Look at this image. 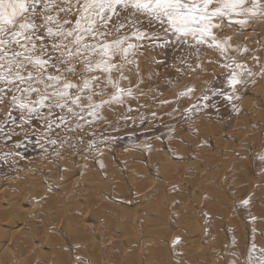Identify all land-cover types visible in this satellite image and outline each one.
<instances>
[{
    "label": "bare ground",
    "instance_id": "1",
    "mask_svg": "<svg viewBox=\"0 0 264 264\" xmlns=\"http://www.w3.org/2000/svg\"><path fill=\"white\" fill-rule=\"evenodd\" d=\"M225 33L232 37V43L244 40L247 42L244 45H247L251 40L248 33L244 37L242 34L233 36L232 32ZM205 65L200 64L192 70L187 81L183 80L185 87L200 89V85L207 82ZM247 111H241L247 115L242 117L241 114L242 119L236 128L238 130L241 126L242 129L244 123L249 125L242 134H236L246 142V148L241 147L240 141L231 142L235 137H208L212 136L208 135L211 128L205 122L197 121L192 129L203 131L207 137L177 133L181 137L180 144L175 143L174 148L179 154L177 159L172 153L165 155L160 147L152 144L151 149L145 152L146 163L126 159L131 163L125 170H119L107 154L96 163L63 158L57 164L40 167V172L32 170L0 185V264H170L173 259L180 264H194L196 252H193L203 247L202 241L205 249L221 240L218 233L224 231L219 227V219L225 215L224 205H230L229 192L234 196L238 192L237 199L252 194L257 203L264 200V188H255L252 170L257 166L256 161H250L252 158L248 152L257 143L256 137H264V94ZM251 120L254 125H250ZM229 145L234 146V152L238 151L240 157L237 155L232 159L230 156L229 160L230 154L224 156ZM211 151L216 154L211 156ZM231 153L234 154L233 151ZM192 154L205 157L206 161H197ZM224 161L226 165L222 166ZM200 192L202 195L199 197ZM138 196L141 201L132 202ZM135 202L137 206L134 209L125 206V203ZM248 209L246 213H250L251 208ZM88 214L90 220L86 217ZM198 219L203 220L205 227L194 233L193 224ZM90 222L96 223L95 226ZM232 228L234 230L233 226L230 230ZM185 231L196 235L188 237ZM177 239L179 243L174 245ZM220 243L219 246H223ZM170 245L174 254L170 253ZM205 254L201 257L206 262Z\"/></svg>",
    "mask_w": 264,
    "mask_h": 264
},
{
    "label": "snow or ice",
    "instance_id": "2",
    "mask_svg": "<svg viewBox=\"0 0 264 264\" xmlns=\"http://www.w3.org/2000/svg\"><path fill=\"white\" fill-rule=\"evenodd\" d=\"M256 18H264V0H0V162L20 156L16 150L26 145L45 159L84 146L82 137L77 144L66 133L105 120L98 115L103 105L123 108L127 98L142 95L138 61L157 48L179 44L199 53L206 45L221 58L233 52L222 64L229 72L221 88L205 89L202 98L211 92L229 103L241 99L238 86L253 74L240 62L249 49L243 42L233 47L231 36L214 30L224 27L218 21L245 26ZM126 73L136 78V92ZM232 111L240 109L233 104ZM93 149L100 151L90 140L86 150ZM256 159L264 166V152ZM250 203L251 196L240 206ZM255 247L246 264H264V256L252 259Z\"/></svg>",
    "mask_w": 264,
    "mask_h": 264
},
{
    "label": "rangeland",
    "instance_id": "3",
    "mask_svg": "<svg viewBox=\"0 0 264 264\" xmlns=\"http://www.w3.org/2000/svg\"><path fill=\"white\" fill-rule=\"evenodd\" d=\"M218 22L223 23L224 27L222 29H215L214 31H216L217 33L223 34L225 32L228 33L232 32L233 36L242 34L243 37L247 35L245 33H248L249 35L251 34V37L249 36L251 40L248 41L249 45L247 44L245 46H247V48L248 46L252 48H248L249 52H246L245 55L244 53L241 55L240 62L246 65L247 68L251 69L253 74L248 79V82L245 85H243V87L238 86V94L241 96V99L234 100L232 103H229L228 101L224 100L223 97L221 96H212L211 92L207 93L210 99L204 100L202 98L203 95H205V89L209 87L213 89H220L221 85L225 82L229 70L222 67V64L228 61L229 57L235 55L231 51H229L230 53L228 52L225 57L221 58L218 56V53L208 49L206 45L201 46L199 49V53H197L196 49H192L176 44L175 46L157 48L151 52H145L144 56L138 61L139 77L141 80L139 88L140 91L143 93L142 95L137 93L134 97L127 98L123 108L116 104H105L98 112L99 116L106 118L105 120L94 121L92 127H89L88 124L85 123V128L83 131H76L75 133H66L67 139H69L73 143L79 144L80 138L82 137L84 140V146H80L78 149H69L68 151H63V155L59 159L51 154L48 156L47 159H45L44 156L39 154L38 150H33L32 145H26L27 150L25 147L17 149L16 151L21 154L20 156L10 159L7 163L0 162V185L8 181H13L17 177H20L32 170L40 172L41 171L40 167L52 163L57 164L63 158H70L72 160L81 159L82 160L81 163L84 162L96 163V161L101 160L102 155L107 154L108 156H110L109 158L111 160H114L116 167L118 169L120 168L121 170L123 169L125 170L128 167V164L131 163L129 162V160L126 159L140 160L142 161V163H146L147 159L145 158L146 156L145 152L151 149L152 144L153 145L156 144V147L158 148L160 147V149L164 151L165 155L167 154L169 155L172 153L173 157L177 159L179 157V154H176L174 148H176L177 144H180L179 141L181 140L179 139L181 137H178L179 133L180 134L187 133L186 135L190 137H207V134L206 133L204 134L203 131L201 132L200 130L192 129L195 125H197L196 123L198 122H205L208 125L207 127L211 128L210 130H208L209 128H207V130L211 133L210 134L208 132L209 133L208 135H212L213 137L212 136H208V137L217 138V139L224 136L235 137L231 140V142L233 141L237 143L241 142L240 143L241 147L244 146L246 148V142H242L240 138L236 136V134H242L246 130V128L249 127V125L246 126V123H244L242 125V129L241 126L238 130L236 128L238 127L240 120L244 116L243 114L247 113L249 107L252 108L253 105L256 103L257 99H259L264 94L263 93L264 75L260 74L261 67H264V34H263L264 18H256L255 20L251 21L249 24L245 26H241L237 23H229L227 21H218ZM254 35H257V37L255 36V39L254 37L252 38V36ZM252 39L256 41L254 42L252 41ZM241 42L242 40L239 43ZM243 43L246 44L247 42H244L243 40ZM237 44L233 43V47H235ZM253 56L254 57L258 56L257 57L258 64ZM210 61H218L216 62L218 65L216 63H211ZM205 63H207L206 65L208 67L205 65ZM198 64L199 65L201 64V66L203 64L205 65L203 67L206 68L205 77L207 76L208 80L206 83L204 81L202 83L203 84L202 86L200 85V89L198 87L191 88L193 89V91L187 94L186 92L188 91L189 88L185 87L186 85L184 81L185 80L187 81L192 70ZM126 74L129 76V80L131 81L132 90L136 92V86H135L136 78L132 76L131 73H126ZM122 83H128V81H124ZM182 92L186 93V95L180 96L179 94ZM260 94L261 96H259ZM100 99L108 100L109 96L98 98L96 102L99 103ZM247 99H249L248 102ZM164 101H167L168 103H163ZM233 104L240 109L238 113H234L232 111ZM192 105H198V107L191 112L185 113L184 109L191 108ZM128 107H131L132 109L131 112H128ZM174 108L179 110L173 112ZM122 111L124 113L123 115H122ZM241 111H244L245 113L244 112L242 113ZM153 113H155V115H153ZM168 113H172V114L169 115ZM141 116L143 118L142 120L140 118ZM186 116L188 117L187 119H185ZM85 121H93V117H90L87 114H85ZM250 125H254L252 120L250 122ZM174 134L176 135V137ZM90 140L95 142L96 147H98L100 151H96L95 149L91 151L86 150V145ZM256 141H257V143H255L256 145L255 144L254 146L251 145L252 147L248 152H250L249 154L250 159L252 158L250 161L251 162L256 161L255 167L257 166L256 167L257 169L253 168L254 171L252 170V175L255 180L254 181L255 188L257 189L258 186L264 188V178L261 177V176L264 177V171H263L264 166H262L261 163L256 159V156L259 152L260 153L264 152V137L261 138L256 137ZM173 142H174V146H171L173 145ZM257 144L259 147L257 146ZM240 145L238 146V148L240 147ZM249 147H250V143H249ZM238 148H236V150H238ZM229 149L233 151L235 156L234 154L231 153ZM229 149H227L228 152L225 151L224 153V156L230 154L229 160H231L230 156L232 159L233 157L235 158L237 155H239L240 157L238 151L237 153L234 152L233 150L234 146L229 145ZM2 151H4V149L0 148V152ZM214 153L216 154V152H213L210 155L211 156L215 155ZM21 156L24 158L21 159ZM111 156L113 158H111ZM192 156L196 158L197 161L200 160L206 161L205 157L204 158H202L201 156L198 157L195 154L194 155L192 154ZM189 157H191V154H189ZM123 160H126L127 163L126 161L123 162ZM190 162H192V160H190ZM123 163H125V165H123ZM223 164L226 165V161L222 163V166ZM221 168H218V170ZM102 170L104 173L106 172V170L104 169ZM167 190L168 189L166 188L165 191ZM202 192L198 194L199 197L202 195ZM233 194H234L233 192H229L227 196L230 203V205L228 203L229 207L226 205H224L225 208L223 206L222 207L220 206L222 210L225 209V211L223 212L225 213V215L222 214L221 215L222 217L220 218L221 220L219 219L220 222L219 227H221V229L224 231L222 234L224 233L225 234L222 236L221 233H218L219 240L220 238L221 240L225 238L224 241L220 240L221 243L223 244H221L220 241L217 240L219 242L211 244L209 248H205L206 250L208 249L207 250L208 253H207L206 250L204 249L205 245L202 241L201 246L203 247L196 248L195 251L193 252V254L196 252L193 255V258L196 259L197 261V262L195 261L194 264H207V263L221 264L216 261H220L223 264L225 262L227 264L230 263L246 264L248 260V250L253 243H255L256 247L252 253V259L255 260L261 256H264V200L262 201L261 199L262 202L260 201L259 203H257L255 199L252 198L253 196L252 194L245 195L239 198L240 199L239 200L237 199L239 195L238 192L235 193L236 196H234ZM195 196L198 197L197 194H195ZM246 196L247 197L251 196V200L253 201H251V203L248 205L249 207L246 208L241 207L240 201ZM139 198L140 196L132 199V202L139 200ZM262 198H264V196ZM236 199L239 201H237ZM140 201L141 200H139L138 202ZM252 202L255 204L254 206ZM125 206L134 209L137 206V203L136 202L131 204L125 203ZM257 206H263V207H257ZM231 208H234V210ZM248 208H251L249 211L250 213H246L249 210ZM233 212L236 213L234 214ZM233 215L234 217L236 215L235 219ZM89 216L90 214L86 216L87 219H89ZM224 216L225 217L227 216L226 220L228 219L231 220L228 221L224 220L225 219ZM251 217L256 218L255 222L251 221L250 219ZM222 218H224L223 219L224 221H222ZM198 220L199 221H196V223L193 224L194 233L199 232L200 229L202 230L205 227L203 220L202 219H198ZM197 223H199V226H197ZM89 224L95 226L96 223L90 222ZM232 226L234 227V230L233 228L230 230V227ZM237 228L238 230L240 229L242 231L241 232L239 230V233L242 234L238 233ZM232 230L233 232H231ZM234 232L235 233L237 232L236 233L237 235L233 236ZM186 235L188 237L193 238V236L196 234L191 235L188 232H186ZM237 236L240 238H238ZM237 238L238 240L239 239L240 240L238 241ZM219 243L224 247L219 246ZM208 244L209 242H207V245ZM170 247H169L170 253L174 254V251L172 252V250H174L172 249L173 247L171 245ZM201 249H202L201 252H203L204 254L207 253L205 254V256H203V258L207 256L208 261L206 260V262H205V258L202 260L201 257L204 254L197 251ZM212 252L213 254H211ZM209 254L211 257H209ZM173 260L170 264L181 263L178 260L175 261ZM210 260L213 261L211 262Z\"/></svg>",
    "mask_w": 264,
    "mask_h": 264
}]
</instances>
